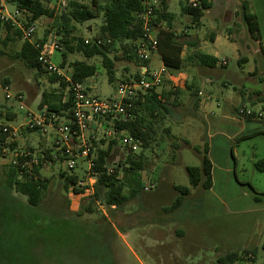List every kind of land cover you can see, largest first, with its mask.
<instances>
[{
	"label": "rangeland",
	"instance_id": "obj_1",
	"mask_svg": "<svg viewBox=\"0 0 264 264\" xmlns=\"http://www.w3.org/2000/svg\"><path fill=\"white\" fill-rule=\"evenodd\" d=\"M78 1L87 5L91 2ZM223 1L218 3L223 5ZM243 2H247L251 12L258 15L264 33V0H233V6H230L233 16L226 13L218 16L216 10L205 11L200 23L196 24L200 36L209 39L216 35L218 38L216 42L204 41L202 52L217 53L220 62L225 60L227 65H220L213 73V84L202 88L206 94L202 101L206 97L210 100L202 102L198 117L186 109L176 110L166 125L169 133L162 130L165 125L160 123L150 147L136 152L138 156L143 155V169L129 170L128 178H140L144 187L153 185L151 191L140 189L119 208L108 207L102 202L98 206L95 200L92 204L94 211L89 213L86 211L91 202L89 198L64 188L60 170L67 174L72 172L63 162H58L42 171L50 180L48 189L42 204L30 207L25 197L14 193L17 199L12 200L8 196L4 175L7 161L0 159V264H220L221 258L234 252L241 255V260L235 264L264 263V168L261 164L264 160V125L262 123L255 136L238 139L232 133L234 129L225 124L221 123L215 129L209 124L212 120L219 122L232 116L228 109L237 105L254 113L259 109L264 113V102L252 103L248 98L251 95L262 99L264 95V79H260L264 57L259 43L247 33L241 15ZM186 3L187 0H169V11L174 19L172 27L181 42H187L185 31L192 33L196 29L192 16L183 11ZM51 6L61 11L58 4L51 3ZM15 10V4L5 3L7 13ZM103 20L104 12L100 11L96 19L77 25L75 35L83 40H94ZM53 25L52 20L41 17L34 23L35 38L41 40L50 30L46 41L56 40ZM229 35L230 40L227 39ZM22 43L23 40L14 37L6 46H0V85L7 79L12 93L24 94L25 106L37 111L42 93L57 88L58 84L51 83V74L39 75L18 58ZM61 52L64 50L52 52L50 61L53 65L59 66L63 61ZM115 55L118 58L115 62L117 81L113 83L108 79L101 57L89 60L98 70L85 85L91 96L102 101L117 98L118 81L131 78L129 74L135 75L137 70L136 63L124 57L121 46L112 51L110 58ZM244 58L247 61H240ZM76 60L86 59L78 53L69 54L66 68H71L70 64ZM161 66L160 53L155 52L150 57L149 67L159 69ZM180 75L181 71L176 74L177 77ZM167 84L165 81L164 86ZM177 84L181 86L180 79ZM256 91L263 93L256 96L253 94ZM191 102V95L184 92L181 106L188 108ZM0 105L12 107L16 118L6 123L18 127L25 117L20 104L6 101L0 89ZM98 123L101 126L99 131L86 134L88 140L95 138L97 141L95 151L107 148L110 139H116L118 143L113 148L111 162L116 163L117 156L125 160V151L119 140L115 136H106L107 132L113 131L112 127L104 121ZM225 133H231L229 140L222 136L227 135ZM187 140L190 146L186 145ZM210 145L216 147L211 154ZM18 146L41 152L53 149V141L50 135L45 137L25 131ZM193 146L202 152L208 149V157L216 168L210 190L190 186L186 168L202 164V154L194 151ZM232 148L238 156L236 168ZM77 163L74 173L81 178L89 164L84 159L77 160ZM229 164L231 174L226 175L222 172ZM175 186L189 187L191 192L179 208L171 210L178 196ZM129 193L128 186L125 194ZM246 247L258 249L244 251Z\"/></svg>",
	"mask_w": 264,
	"mask_h": 264
},
{
	"label": "trees",
	"instance_id": "obj_2",
	"mask_svg": "<svg viewBox=\"0 0 264 264\" xmlns=\"http://www.w3.org/2000/svg\"><path fill=\"white\" fill-rule=\"evenodd\" d=\"M91 0L90 5L79 2L78 0H12L23 13L24 20L27 25H33L41 17L52 20L54 25L52 29L55 30L56 41L59 43L64 52L63 61L59 65L64 68L67 65V58L69 54H81L86 60H76L70 64L73 70L72 79L75 82L86 83V81L94 77L97 73V66L90 63L89 60L94 57L102 58V65L106 70V74L110 82L117 81L115 62L118 60L116 55L110 58L112 51L117 49V46L123 48L124 57L134 63H138V58L135 53V46L137 41L141 38V23L138 15L143 10L142 0ZM189 0H187L188 2ZM51 3L59 5L61 11H58ZM212 8L210 0H200V4L196 7H190L187 3L183 7V11L193 18V22L198 24L205 11ZM100 11L104 12V20L100 26L99 33L94 40H102L100 46L96 44H86L82 37L75 35L77 32V25L84 24L88 21L94 20L98 17ZM241 15L246 26V30L250 38L258 42L261 53L264 57V50L262 47V34L260 23L256 14L251 12L247 2L241 5ZM172 13L168 12L167 0H160V4L156 10V22L163 26L157 30V39L159 41V53L163 65L168 69L179 71L184 67L185 63H196L201 67L215 68L220 62L214 56L195 52L186 58H183L185 49V42H181L173 29ZM50 31V30H49ZM47 34L38 41L44 43L47 40ZM53 31V30H52ZM14 37L22 39L21 31L13 27L9 23L0 22V46H6L12 42ZM107 40H112L108 43ZM58 50V51H61ZM18 58L21 59L25 65L32 70H36L37 74L43 75L48 72L39 61V53L34 46L26 41H23L21 50L18 53ZM244 62L247 59H240ZM264 79V68H263ZM138 75H133L137 78ZM51 83L58 84L57 88L45 90L41 95V100L38 108L47 107L50 113L58 115L60 118L71 120V99L64 103V97L67 90V84L56 75H50ZM129 80V79H127ZM2 84L10 85L6 79ZM177 91H173L175 94ZM168 113V108L160 98L156 91H151L143 97L135 101V119L131 122L117 123L115 129L127 130L132 135L141 138L143 141L142 152L148 149L153 141L154 134L157 133L159 124L164 121ZM14 120L15 115L7 113L3 115L0 113V120ZM32 132V131H29ZM169 133V130H165ZM104 142V140H102ZM101 141V142H102ZM102 142V143H103ZM117 140L112 139L105 149L98 148L97 141L92 139V151L96 154V166L94 171L98 174L95 192L89 198L90 204L86 207V211L92 213L93 201H101L108 207L114 206L119 208L134 197L140 189H144L140 178H128L129 170L143 169V155L139 156L136 153L126 156V159L121 160L118 164L111 162L113 148L117 145ZM186 145L190 146L189 141H185ZM192 149L202 154V164L199 167H187V173L191 187H202L204 190H210L213 187V165L208 157L207 151L202 152L197 147ZM52 150H47L49 155ZM141 152V153H142ZM61 158V157H60ZM63 161V158L60 160ZM56 163V162H54ZM129 167H126V166ZM109 167H113V172L109 173ZM129 168V169H128ZM75 170V169H74ZM71 170V174H67L62 169L59 176L64 180V188L66 190H73L75 194H81L82 191L76 188L80 177ZM37 175H40L41 168L34 169ZM5 184L8 196L15 200L16 194L19 197L26 198V204L30 207H39L44 198L49 185V179L45 178L41 181L40 178H26L21 176V170L17 166L7 164L4 167ZM137 176V175H136ZM130 187V193L125 194L127 187ZM253 189V187L251 186ZM178 196L171 207V210L179 208L186 196L191 192L189 187L175 186ZM264 249V246H263ZM241 260L240 253L234 252L219 260L220 264H235ZM264 264V263H263Z\"/></svg>",
	"mask_w": 264,
	"mask_h": 264
},
{
	"label": "built area",
	"instance_id": "obj_3",
	"mask_svg": "<svg viewBox=\"0 0 264 264\" xmlns=\"http://www.w3.org/2000/svg\"><path fill=\"white\" fill-rule=\"evenodd\" d=\"M5 3H12V0H0V22L9 23L18 28L21 31L23 41L32 44L38 51L39 61L46 71L61 78L67 84L64 103L71 99L72 106L70 121L50 113L47 107L32 111L24 104V94L12 93L10 85L1 84L0 89L4 92L6 101L18 102L20 110L25 113V117L18 127L8 125L4 119L0 120V159L6 160L7 164L20 168L22 177L40 178L41 181L45 179L42 171L58 162L60 163L61 158H63L62 162L68 170H74L78 165L77 160L84 159L88 162L89 167L84 176L79 179L76 188L82 191L78 195L90 198L94 195L98 174L94 171L97 158L92 151V140H88L86 134L90 131H99L101 126L98 122L104 121L113 130L107 132L106 136L109 138L115 136L122 145L126 156L136 153L142 147L141 138L132 135L127 130H117L115 126L120 122L133 121L135 119V101L151 91L162 88L168 76L169 71L164 65L159 69H150L149 67L151 55L159 52L157 30L163 25L156 22V10L160 0H142L143 10L138 15L142 35L135 46V53L138 58L136 64L138 77L119 80L117 85L118 97L104 101L91 96L85 83L75 82L72 79V68L53 65L50 58L52 52L60 50L59 43L56 40L40 43L35 38L34 24L27 25L22 11L17 6L13 13H7ZM199 4L200 0L188 1L190 7H196ZM107 42L112 43V40H107ZM85 43L100 46L103 41L100 39L85 40ZM221 64L226 66L227 61L224 60ZM198 95L202 96L203 94L199 92ZM238 112L243 117H262L261 113H254L244 108H240ZM0 113L15 115L12 107L3 105H0ZM25 131L37 132L45 137L50 135L53 141V149H51L50 154H47L49 149L35 152L32 148L19 147L18 140ZM115 161L114 164H118L121 157L117 156ZM39 166L41 172L40 175H37L34 169ZM108 172L112 173L113 167H109ZM153 188V185L146 186L144 190L149 192ZM95 202L101 206V201L96 200Z\"/></svg>",
	"mask_w": 264,
	"mask_h": 264
},
{
	"label": "crops",
	"instance_id": "obj_4",
	"mask_svg": "<svg viewBox=\"0 0 264 264\" xmlns=\"http://www.w3.org/2000/svg\"><path fill=\"white\" fill-rule=\"evenodd\" d=\"M219 0H210V2L212 3V8L208 11H213L216 10L218 13V16L226 13V15L230 14L231 16H233V12L230 10L231 7L233 6V0H224L223 3L225 2V4L221 5V2L218 3ZM167 6H168V12L169 11V0H167ZM249 9L251 10V6H249ZM236 12H240L239 10H236ZM171 13V12H170ZM256 14V13H254ZM217 15V14H216ZM257 15V14H256ZM258 17V15H257ZM174 21V19H172ZM201 20V19H200ZM259 23H260V28H261V34L262 36H264L263 33V28L260 22V19L258 17ZM193 22V20H192ZM200 23V21H199ZM173 25V23H172ZM193 25H195L194 27H196V29L192 32L189 33L188 31H185L184 35L187 38V42L185 45V49L183 52V58H186L187 56L195 53V52H202V45L204 44V41L206 40H212L214 42L217 41V37L216 35L214 36H210L209 39H205V36L202 37L200 36L198 29H197V25L196 23L193 22ZM175 31V30H174ZM176 32V31H175ZM177 34V32H176ZM214 34V33H212ZM178 36V34H177ZM179 37V36H178ZM230 35L227 37V39L230 40ZM263 40V37H262ZM263 44V41H262ZM264 48V45H263ZM206 54V53H204ZM210 55V54H208ZM161 56V55H160ZM215 58H217L220 62V59L217 55V53H215L214 55ZM222 62H220L215 68H206V67H201L196 63H185L184 67L180 70L181 74L179 77L176 76L177 73H179L180 71H175V72H169L168 76L166 78V81L168 82L167 85L163 86L162 88L156 90V93L159 94V98L165 102L167 108H168V113L164 119V121L162 122V125H165V127L162 130H169V128L166 127V125L169 123V121H171L172 119V115L176 110L181 111V109H186V112H189L190 114L198 117V112L200 111V109H202V102L205 101V103H208V101L210 100V97H206V99L204 101H202V98L204 96H206V94L202 91V88H205L208 85H212L213 84V73L214 71L221 65V67H225L222 66L221 64ZM183 71V72H182ZM137 73V70L135 72V74ZM131 75V76H130ZM130 77H133L132 74H129ZM263 76L260 77V79L262 80ZM178 79H180L181 81V86H179L177 84ZM250 80V79H248ZM173 91H177L175 94H173ZM184 92H188L189 95H191L192 97V102L190 103L191 107L189 106L188 108L185 107L183 108L181 106L182 102H183V93ZM201 92L203 95L199 96L198 93ZM262 91H256L255 93H253L254 95L258 96L259 94H262ZM243 94V92H242ZM244 96H247L245 94H243ZM174 97V98H173ZM264 95H262V99H257V98H252L251 95L248 96L250 102L252 101V103H258V102H264L263 99ZM240 108H245L242 107L241 105H237L235 107H233V109H228V111H230L233 115L224 118L222 121L219 122H213L215 120H212L209 124L210 127H212V129H215L216 126H219V124H225L226 127H229L233 133V135L235 137H237L238 139L240 138H251L253 136H255V133H259L261 129L260 126L264 125V113L262 110H258L257 113H261L262 117L261 118H248V117H243L239 114V109ZM227 111V112H228ZM235 115H237L235 117ZM259 123L258 125L256 123ZM164 123V124H163ZM205 125L208 126V123L205 122ZM194 128V127H192ZM238 128L236 131L235 129ZM227 134V133H225ZM231 133H229V135H222L224 137L227 138V140H229V136ZM234 138V137H233ZM216 139H212V141H214ZM189 141V140H187ZM235 143H238V140L235 139ZM209 149V154L213 153V151L216 149V147L214 145H210L208 147ZM232 156L234 159V164H235V168H236V164L238 162V156L236 154V152L234 151V149L232 148ZM255 157V155H254ZM212 162V160H211ZM262 167L264 168V160L261 161ZM213 165V163H212ZM226 175H230L231 174V166L230 164L223 169V172ZM212 175H213V183H214V178L216 176V168L213 165V171H212ZM213 188V187H212ZM211 188V189H212ZM114 207V206H112ZM253 250L256 251L258 248L256 247H246L244 249L245 250Z\"/></svg>",
	"mask_w": 264,
	"mask_h": 264
}]
</instances>
